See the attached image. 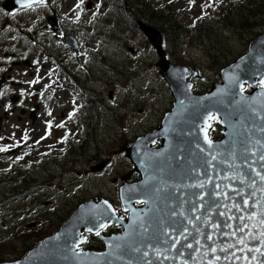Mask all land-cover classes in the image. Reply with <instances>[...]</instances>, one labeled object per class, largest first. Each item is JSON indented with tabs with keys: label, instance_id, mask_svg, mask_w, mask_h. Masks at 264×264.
<instances>
[{
	"label": "water",
	"instance_id": "water-1",
	"mask_svg": "<svg viewBox=\"0 0 264 264\" xmlns=\"http://www.w3.org/2000/svg\"><path fill=\"white\" fill-rule=\"evenodd\" d=\"M36 3L5 0L4 8L12 11ZM141 29L157 50V68L176 103L160 129L126 150L141 176L135 183L127 182L129 176L122 181L120 202L127 218L99 197V202L82 204L26 258L0 264H264L259 252L247 250L259 248L264 239V87L257 88L264 81V34L244 57L222 70V83H215L210 93L195 95L187 79L199 77L198 72L170 64L161 33L145 24ZM66 42L73 40L68 37ZM246 84L251 94L244 93ZM209 114L223 127L219 141L209 138ZM159 140L161 147L152 148ZM109 223L122 231L105 236L100 225ZM84 232H99L105 250L80 251L87 241ZM240 239L245 243H238Z\"/></svg>",
	"mask_w": 264,
	"mask_h": 264
},
{
	"label": "rangeland",
	"instance_id": "rangeland-1",
	"mask_svg": "<svg viewBox=\"0 0 264 264\" xmlns=\"http://www.w3.org/2000/svg\"><path fill=\"white\" fill-rule=\"evenodd\" d=\"M3 1L0 0V35L2 33L4 35L0 38V64L6 63V59H8L4 57L5 52L8 54L11 52L16 53V58H19L27 50H35L36 43L38 42V50L41 46L43 47V41L47 40L46 35H48V39L50 37L59 38L61 33L59 32L58 24L62 27V30L68 31L66 32L67 36L73 40V42H70V45L72 43V46H70L62 39L63 42L60 45L63 51L69 49L71 51L77 50L81 47L80 40L86 47L85 51H88L87 43H85L86 39L90 43L96 41L93 27L101 22L99 19L102 17L106 18V25L102 27V37L98 38L99 41L102 40V47L98 49V45H100L98 43L96 51H102V59H100V53H98V59H100V63L104 64L102 65V69H106V73L103 72L104 79L108 77V80L106 82L102 79V85H100V93H102L100 109H94L91 116L89 115L88 118L84 116L85 118L82 119V121L86 119V123H88L89 119L91 123L90 127L94 125V129L88 128V133L92 132L90 142L96 141L91 145L89 144L88 149L84 150L82 148L81 150V141H83V138L88 140V133L85 130L78 132V128L80 127V118L78 117V123H74L76 128L70 131L72 137H74L75 145L72 157L68 156V164L67 162L61 163V158H58L60 157V151L58 152L59 155L55 158L56 163L60 165L55 173L57 178L53 179L52 176H49L50 179H48L45 178L44 173H37L35 177L38 180L35 181V187H27L26 193L23 195L16 197V199L14 197L8 199L7 196H1L0 213L8 214L6 215V219L0 220L6 222L8 225L15 223V227L17 226V228L10 226V228L4 229V227H0V231H2L0 233V244L4 245L0 249V254L1 256H5L0 263L14 262L20 260V257L22 259L26 258L33 246L58 232L64 221L66 223L70 221L72 213L75 214L80 205L90 201L96 202L99 196L102 199L109 200L115 208L119 204L118 210L120 211L119 189L122 187L124 176L128 175L130 177L131 175L130 182L138 180V175L134 172L135 166L133 167V162L131 164L130 159L126 157V148L131 143H135L138 136L146 137L148 130L160 127L161 121L159 120H162L163 116L165 120L166 113L173 106L172 93L169 92V86L167 87L163 75L161 76L157 70L160 58L151 46L150 40L146 39L140 29L139 21L141 19L135 16L138 13L137 9L132 13L131 9L124 8L126 12L121 15L120 11L117 12L116 10L118 7L115 6L119 5L120 0H102V6L106 4L104 6L105 9L101 13H96L99 6L98 0H52L51 2L50 0H45L44 6H37L36 9L31 11L24 10L26 12L16 10L18 12L15 11L12 14L6 9H2ZM204 1H143V3L149 2L157 5L158 14L162 10V7H164L165 13L170 9L174 15H180L179 18L184 23L186 33L183 39L178 38L175 41H169L168 38H166L168 40L164 39L166 41L164 45H166L167 50L165 54L167 52L169 61L175 64V66L178 65L180 67V65H184L190 69H194V71H200V79H204L200 83L206 85V88H204V85L196 84L199 81L197 78L196 80L190 79L194 83L193 89L197 94L209 92L213 86L212 83L217 81L222 83L220 79L222 71H220L219 66L229 67L232 65L233 60V63H236L238 58L241 59L248 53V45L256 40L254 39L244 45L237 35L233 37L232 32L229 33L222 25H218L215 19L214 22L212 21L214 11H212L210 19H203L202 24L199 17L202 14V5L203 14L205 15L206 5ZM79 3L83 5L77 9L76 5ZM221 4L222 1L220 0ZM120 9H122V3H120ZM52 11H54V15H52ZM142 12L143 9L140 10V15ZM102 13L106 16H102ZM131 15L132 19H130ZM47 16L54 17V19L50 21V19H47ZM94 17H96L95 22ZM128 19H130V27L126 29ZM199 23H201L200 27ZM132 27H134V31H132ZM152 28L155 29L156 27L152 26ZM91 29L92 31H90ZM118 31L122 33L120 38L118 37ZM158 31L160 30L158 29ZM55 32H59L58 35ZM77 40L80 43V47ZM129 41L130 47H128ZM122 43H124V47H122ZM73 46H76V48ZM134 46L136 47V53H134ZM126 47H128V54L126 53ZM120 49H122L124 55L120 53ZM218 49H221V51L216 54ZM140 51L143 54H140ZM119 57L120 61H118ZM70 59L74 60L68 63L70 72L80 71L77 75L79 78H82L84 72L78 67L75 56H72ZM122 61H124V69H122V75H120ZM137 62H142V64L136 65ZM128 63H130V73H126ZM228 63L230 65H227ZM94 69H96V65H94ZM94 69H92V75H94ZM115 70L116 73H114ZM215 70L218 71L216 75L213 74ZM142 71L144 81L140 82ZM16 73H13L16 81L20 79L21 82H25L26 76L19 78V75H16ZM112 73H114V77H112ZM118 75H120V79H118ZM124 75H128V77L124 79ZM36 76L34 75V77ZM137 76L138 79L133 82ZM34 77L31 78L30 83L36 82L32 81ZM100 77H102V71H100ZM94 81H96V77H94ZM116 81H118V85H116ZM98 83H100V79H98ZM94 85L96 83H92V87ZM246 87L249 86L246 85ZM8 88L12 91L8 98L14 97L16 89H12L11 85ZM96 89H98V85H96ZM88 91L90 89H86L87 93ZM94 95H96V91H94ZM59 96L60 104L58 109L65 110L69 96L66 92L61 93ZM98 99H96L97 103ZM12 103L15 104V101H12ZM14 110L15 116L12 117L13 120L16 118L18 108ZM80 117H82L81 114ZM94 119L96 120L94 121ZM44 151L45 148L26 153L28 159L25 156L23 162L28 161L27 165L33 167V170L39 166L42 167L41 171L48 169L39 161V157ZM99 165L100 173L96 172ZM103 166L104 168H102ZM7 187L6 185L5 189ZM39 197H42V199H38ZM46 209H48V212H45ZM15 213L17 214L15 215ZM59 221L60 227L57 226V222ZM36 222L41 224L35 226L37 225ZM118 227H116V233H119ZM110 228L114 231V227ZM112 231H108V233L111 235ZM86 250L92 251L89 248ZM94 251L96 250L94 249Z\"/></svg>",
	"mask_w": 264,
	"mask_h": 264
},
{
	"label": "flooded vegetation",
	"instance_id": "flooded-vegetation-1",
	"mask_svg": "<svg viewBox=\"0 0 264 264\" xmlns=\"http://www.w3.org/2000/svg\"><path fill=\"white\" fill-rule=\"evenodd\" d=\"M98 1L99 6L96 13H101L102 10L105 9L104 6L106 4L102 6V0ZM82 5V3H79L76 5V8L79 9ZM37 6H44V1L36 6L18 11H31L36 9ZM115 6L118 7L117 5ZM116 10L120 11L121 15L126 12L124 9H120V5ZM51 13L54 15V11ZM132 13H134L133 10ZM137 15L136 13L135 16L137 17ZM49 18L54 19V17L47 16V19ZM101 18L99 19L101 22L93 27L96 41L90 43V41L86 39L85 43H87L88 51H85L86 47L81 40V47L77 40L78 46L80 47L77 50L71 51L69 49L63 51L60 44L63 42L62 39L66 42V35H68L66 32L68 31L62 30V27L58 24V29L61 33L59 38L55 39L50 37L48 39V35H46L47 40L43 41V47L41 46L39 50L38 42L36 43L35 50H27V52L19 58H16V53H4V57L8 59H6V63L3 62L0 64V149H5L4 151H0V199L1 196H7L8 199L14 197V199H16V197L26 193L27 187H35V181L38 180V178L35 177L37 173H44L45 178L48 179H50L49 176H52L53 179L57 178L55 173L60 165L56 163L55 158L59 155L58 152L60 151V157L58 158H61V163L67 162L68 164V156L70 155V158L72 157L71 155L73 154L75 145L74 137H72L70 131L76 128L74 123H78V117L80 118L81 127V129L80 127L78 128V131H83L85 130L84 128L94 129V125L90 127L91 123L89 119L88 123H86V119L83 121L82 119L85 118L84 116L87 118L89 115L91 116L94 109L99 110L100 101H102L100 85H102V79H104L103 72L106 73V69H102V65L104 64L100 63L102 51H96V45H98V43H100L98 49L102 47V40L99 41L98 38L100 36L102 37V27L106 25V18ZM141 18L146 19L145 14L141 15ZM130 19H132V15ZM130 19H128L126 29L130 27ZM62 21H64V19H62ZM95 21L96 17H94V22ZM48 26L50 27V25ZM90 31H92V29ZM120 31H122V29H120ZM120 31H118L119 38L120 35H122ZM132 31H134V27H132ZM59 32H55V34L58 35ZM126 33H128V31H126ZM126 33H124V35H126ZM3 36L2 33L0 38ZM88 37H90V35H88ZM26 39H28V37H26ZM90 44L92 45L90 46ZM28 47L30 46L28 45ZM73 47L76 48V46ZM122 47H124V43H122ZM128 47H130V41L128 42ZM128 47H126L127 54ZM98 53H100V59H98ZM120 53H122V49H120ZM134 53H136L135 46ZM134 53H132V55H134ZM31 54L32 56L30 57ZM140 54H143V52L140 51ZM122 55H124V53H122ZM132 55H130V57H132ZM72 56H75L78 67L84 72L82 78H79L77 75L80 71L70 72L68 63L74 61L70 59ZM118 61H120V57ZM124 61H126V59H124ZM124 61H122V67H120V75H122V69H124ZM130 63H128L126 73H130ZM139 63L142 64V62H137L136 65ZM94 65H96V69H94ZM98 67H100V69H98ZM92 69H94V75H92ZM100 71H102V77H100ZM15 72H17L16 75H19V78L26 76L25 82H21L20 79L16 81V78L13 76ZM114 73H116V70ZM114 73H112V77H114ZM141 73L142 78L140 82H143V71ZM34 75L37 76L34 77ZM120 75H118V79H120ZM32 77H34L32 81L36 82L30 83ZM94 77H96V81H94ZM126 77H128V75H124V79H126ZM98 79H100V83H98ZM136 79H138V76L134 78L133 82L136 81ZM107 80L108 77L104 79L106 82ZM92 83H96L98 89H96V85L92 87ZM10 85L12 89H16V93H14L15 96L12 98H8L10 93H12L10 88H8ZM88 85H90V87H88ZM116 85H118V81H116ZM122 85H124V83H122ZM168 86L167 84V87ZM85 88L90 89V91L87 93ZM92 89L96 91V95H94ZM116 89H118V87H116ZM168 89L170 92V87H168ZM64 92L69 96L67 107L65 110H59V95ZM96 99H98V103ZM12 101H15V104H13ZM15 108H18L19 115L16 113V118L13 120L12 117L15 116ZM80 114L82 117H80ZM95 120L96 119H94V121ZM94 121H92V123H94ZM49 124H51V128H49ZM61 124L63 127H60ZM25 137H27V139H25ZM44 148L45 151L40 155L39 161L48 169L41 171L42 167L39 166L33 170V167L27 165L28 161L23 162L25 156L26 159H28L26 153ZM6 185L8 186L7 189H5ZM38 199H42V197ZM45 212H48V209H46ZM50 212H52V210H50ZM54 212H56V210H54ZM7 214L0 213V219H6ZM16 214L17 213H15V215ZM1 220L0 227H4V229L10 228V226L15 227L16 225L15 223L8 225ZM36 224V226H38L41 223L36 222ZM15 228H17V226ZM0 233H2V231H0Z\"/></svg>",
	"mask_w": 264,
	"mask_h": 264
},
{
	"label": "trees",
	"instance_id": "trees-1",
	"mask_svg": "<svg viewBox=\"0 0 264 264\" xmlns=\"http://www.w3.org/2000/svg\"><path fill=\"white\" fill-rule=\"evenodd\" d=\"M122 1H120V3H122V9L126 8L133 11L137 9L138 15H140V10L143 9L141 15L145 14L146 19L144 20L149 25L158 28L164 35L165 39L168 38L175 41L178 38H184L186 32L184 30V23L182 22V19L179 18V14L178 16L174 15V13H171L170 9H168L166 13L162 9L158 14V8L153 6L152 3H143L144 0ZM217 1L218 3H216ZM221 1V5L220 0H210V4H205V15L203 14L201 17H199L202 24L203 19L208 20V17H212V11H214V17L212 18V21L214 22L215 19V22L218 25H222L229 33L232 32L233 37L234 35H237L238 39H240L244 45L248 44L264 33V0H230L229 2L228 0ZM138 15L137 17L142 19L141 15L140 17ZM201 23H199V27L201 26ZM220 51L221 49H218L216 54H218ZM219 67L220 70L223 68L221 65ZM216 73H218V71L215 70V73L213 72V74L216 75ZM91 133L92 132L90 131V133L87 135L88 140L85 138L83 141H81V150L82 148L84 150L88 149L89 144L91 145L94 143V141H96L94 140L90 142V137H92ZM210 136L213 140L221 138V127L219 126L217 120H215L212 124ZM57 223V226L60 227V221ZM113 230L114 231H112V228L108 229V231H112V233H114L116 228L114 227ZM2 247H4V245L0 244V249ZM83 248L99 250L102 248V243L99 241V239H97L96 236H90L88 242ZM4 257V255L1 256L0 254V261L3 260Z\"/></svg>",
	"mask_w": 264,
	"mask_h": 264
},
{
	"label": "snow or ice",
	"instance_id": "snow-or-ice-1",
	"mask_svg": "<svg viewBox=\"0 0 264 264\" xmlns=\"http://www.w3.org/2000/svg\"><path fill=\"white\" fill-rule=\"evenodd\" d=\"M37 2H42V0H37ZM27 6L30 7V5H27ZM262 84H264V81H262ZM241 88H243V85H241ZM215 119H217V117L213 116L212 114H209V115L206 117V120H215ZM60 127H63V125L61 124ZM207 127H211V125H207ZM49 128H51V124H49ZM25 139H27V137H25ZM205 140H206V142L209 144V146H211V141L207 139V132H206V131H205ZM4 150H5V149H0V151H4ZM212 158L215 159V157H212ZM260 159H261V160H264V155H262V156L260 157ZM257 175H259V173H257ZM260 178H261L262 181H264V176H261ZM201 186H202V185H201ZM250 186H251V185H250ZM244 206H245V207L248 206V201H247V200H245V202H244ZM237 207H239V206H237ZM233 218H234V217H229V219H233ZM251 218H252V217H249V219H251ZM241 219L243 220V218H241ZM260 222H261V224H264V220H261ZM100 227H101V228H103V227H107V225H103V224H101ZM247 227H248L247 224H244V225H243V228H247ZM243 228H241L240 230L243 231ZM89 231H92V229L90 228ZM99 234H100L99 232L96 233V235H99ZM233 235H235V233H233ZM248 235H251V232H249ZM261 236H264V232L261 233ZM208 239H211V237H208ZM237 242L240 243V244H244V243H245L243 239H240V240H238ZM176 243H179V241L177 240ZM186 247H191V245H186ZM245 247H247V246L245 245ZM262 249H264V239H262V240L260 241V247H259V248H248L247 250H248L249 252H259L260 256L264 257V251H262ZM221 250L224 251L225 249H221ZM217 259H219V257H217ZM245 259L247 260V259H249V258H248V257H245ZM251 259H252V260H256V256L253 255V256L251 257Z\"/></svg>",
	"mask_w": 264,
	"mask_h": 264
},
{
	"label": "bare ground",
	"instance_id": "bare-ground-1",
	"mask_svg": "<svg viewBox=\"0 0 264 264\" xmlns=\"http://www.w3.org/2000/svg\"><path fill=\"white\" fill-rule=\"evenodd\" d=\"M4 4H5V0H4L3 3H2V9L5 10V8H4ZM169 41H170V39H169ZM172 41H174V40H172ZM167 61H168V58H167Z\"/></svg>",
	"mask_w": 264,
	"mask_h": 264
}]
</instances>
